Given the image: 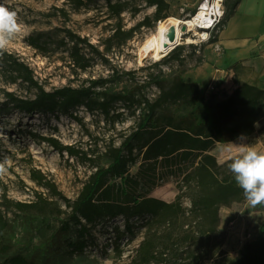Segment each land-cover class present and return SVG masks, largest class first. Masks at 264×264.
I'll list each match as a JSON object with an SVG mask.
<instances>
[{
	"label": "rangeland",
	"instance_id": "obj_1",
	"mask_svg": "<svg viewBox=\"0 0 264 264\" xmlns=\"http://www.w3.org/2000/svg\"><path fill=\"white\" fill-rule=\"evenodd\" d=\"M164 1V13L168 18L186 20L198 12L204 0ZM84 2L85 5L78 0H0V4L16 12L17 22L21 25L20 31L2 52L25 65L33 80L46 92L63 87L87 88L91 81L106 80L104 87L111 93L133 92L142 103L153 102L160 94L154 81L167 90L176 79L182 80L184 73L202 65L204 47L213 43L210 40L216 39L224 26L223 13L220 23L213 29L199 30V33H207V40H203L205 36L187 35L183 39L190 37L193 43L182 42L162 59L154 60L143 56L140 51L158 24L153 21L154 7L144 0H112L115 5L112 10L104 0ZM67 33L83 42L74 45L66 37ZM236 70L233 80L223 88L215 82L199 87L206 103L228 96L235 88L234 78L264 88V59L254 56L239 64ZM191 75L188 74L187 78ZM103 91L97 89L94 93L97 95ZM7 93L30 99L36 91L22 83L0 61L1 108ZM136 107L126 110L121 103H115L108 118L99 112L88 113L83 107L72 111L70 116H28L15 111L0 113V213L9 223L4 235L9 251L0 256V264L6 257L15 255L34 258L40 264L136 262L145 234L143 218L131 219L132 235L126 234L119 240L116 238L124 230L121 217L87 226L91 241L88 240L81 253H71L67 248V243L78 239L79 227L73 223H70L57 251L50 250L46 244L70 214L71 209L63 199L72 204L94 168L109 164L105 153L120 148L136 130L142 113V107L138 110ZM176 111L177 114L183 113L181 108ZM263 125L264 120L255 126L250 137L217 145L212 152L217 164L221 165L217 180L223 176L234 178L228 168L231 158L238 155L233 144H246L264 152ZM32 134L36 137L33 138ZM46 138L74 147L86 154L85 159L90 162L59 155L42 140ZM138 143H134V155L139 153ZM140 162L141 157L136 164L129 165L131 175L137 172ZM32 173H36L35 180ZM50 184L62 198L50 190ZM238 195L239 199L230 189H220L217 185L210 187L205 196L217 198L218 204L211 214L193 217L189 211L192 200L199 196L198 188L194 183L184 185L176 178H166L150 191V196L166 203L179 197L186 215L176 225H159L153 230L156 259L148 264H231L239 260L244 245L258 237L264 209L250 205L243 192ZM37 197L43 201L29 213H19L3 206L5 200L36 203ZM262 261L264 264V254Z\"/></svg>",
	"mask_w": 264,
	"mask_h": 264
},
{
	"label": "trees",
	"instance_id": "obj_2",
	"mask_svg": "<svg viewBox=\"0 0 264 264\" xmlns=\"http://www.w3.org/2000/svg\"><path fill=\"white\" fill-rule=\"evenodd\" d=\"M79 3L86 4L84 0ZM112 10V0H104ZM155 8L153 21L160 22L169 16L164 13V0H144ZM241 0H224V18L226 22L234 15ZM66 37L78 44L83 42L78 37L66 34ZM215 37L210 40L214 42ZM91 48V47H89ZM1 63L21 79L22 83L36 94L33 98L23 99L13 93H7L0 113L15 111L16 113L32 116L35 114L51 116H70L72 111L83 107L88 113L99 112L105 118L113 104L121 103L127 110L142 107L136 130L121 144L120 148L109 149L105 157L109 160L106 167H95L81 192L70 204L63 199L71 209L66 220L47 240L46 244L52 251H57L61 239L67 234L70 223L79 227L78 239L67 243L71 253H81L91 241L87 226L102 220H112L118 217L124 219V235H132L133 218H143L145 228L144 239L140 243L136 262L133 264H148L156 259L157 246L153 243L151 233L159 225H176L185 218V211L180 198L172 203L150 196V191L162 183L166 178L173 177L179 184L194 183L199 196L191 202L189 214L193 217L212 213L219 200L206 197L205 192L217 185L220 189H230L233 196L240 197L242 192L234 178L223 176L217 180L216 176L221 165L217 164L212 152L217 145L235 142L241 137H250L255 132V126L264 120V88H259L234 78L235 88L224 99L206 103V99L196 83H185L180 78L164 90L162 85L154 81L160 94L153 102L137 100L133 92L111 93L104 86L106 80L91 81L87 88L73 89L63 87L52 92H46L33 80L30 70L14 61L10 55L0 52ZM97 89L104 91L94 93ZM99 96V98H97ZM178 107V108H177ZM182 114H177L180 109ZM264 131V125L261 128ZM33 138L35 134L31 135ZM59 155L66 154L69 158L85 160L86 154L80 153L72 146L61 145L53 139H42ZM135 142H139V153L133 154ZM138 143V144H139ZM125 152V153H124ZM124 153V154H123ZM141 157L138 170L134 175L129 173V165L136 164ZM36 179V173H32ZM214 182V183H213ZM56 193L54 185L48 186ZM57 196L61 195L56 193ZM233 197V198H234ZM243 198V197H242ZM43 201L37 197L36 203H18L5 200L3 206L19 213H29L36 210L37 203ZM264 209V204H258ZM9 228L8 221L0 213V256H5L9 245L5 237ZM86 238V239H84ZM264 254V221L259 226L258 237L243 247L242 256L231 264H262ZM1 264H40L34 258L21 255L6 257Z\"/></svg>",
	"mask_w": 264,
	"mask_h": 264
},
{
	"label": "crops",
	"instance_id": "obj_3",
	"mask_svg": "<svg viewBox=\"0 0 264 264\" xmlns=\"http://www.w3.org/2000/svg\"><path fill=\"white\" fill-rule=\"evenodd\" d=\"M254 56L264 59V0H241L214 42L204 47L203 64L184 73L182 80L199 87L215 82L223 88L233 80L236 67Z\"/></svg>",
	"mask_w": 264,
	"mask_h": 264
},
{
	"label": "clouds",
	"instance_id": "obj_4",
	"mask_svg": "<svg viewBox=\"0 0 264 264\" xmlns=\"http://www.w3.org/2000/svg\"><path fill=\"white\" fill-rule=\"evenodd\" d=\"M20 29L16 12L0 4V52L9 46ZM233 145L237 147L238 155L231 158L228 168L236 184L242 189L250 205L254 207L264 204V152H259L246 144Z\"/></svg>",
	"mask_w": 264,
	"mask_h": 264
},
{
	"label": "bare ground",
	"instance_id": "obj_5",
	"mask_svg": "<svg viewBox=\"0 0 264 264\" xmlns=\"http://www.w3.org/2000/svg\"><path fill=\"white\" fill-rule=\"evenodd\" d=\"M216 7L219 8V3L216 2ZM220 11V10H219ZM209 5L204 4L201 10L196 14L191 16L189 19L180 20L177 18H168L164 21L158 22L154 33L146 40V42L141 46L140 51L143 56H149L154 60H160L165 57L176 45H180L182 42L184 44L193 43L190 37L187 35H192V37L203 38L205 32H200L202 29H209L210 21L209 15ZM184 26L186 28L185 32H181L180 27ZM175 28V41L172 44L167 42V35L170 28ZM167 45V48L164 46Z\"/></svg>",
	"mask_w": 264,
	"mask_h": 264
},
{
	"label": "built area",
	"instance_id": "obj_6",
	"mask_svg": "<svg viewBox=\"0 0 264 264\" xmlns=\"http://www.w3.org/2000/svg\"><path fill=\"white\" fill-rule=\"evenodd\" d=\"M216 2L219 3V8L216 7ZM223 0H204L201 6L198 8V11L201 10L204 4L209 5V11H211V14L209 15V18L211 19L209 29H202L204 31L213 29L215 26L220 23V19L224 13L223 11ZM220 10V11H219ZM205 38V39H204ZM203 40H207V33H205V37Z\"/></svg>",
	"mask_w": 264,
	"mask_h": 264
},
{
	"label": "water",
	"instance_id": "obj_7",
	"mask_svg": "<svg viewBox=\"0 0 264 264\" xmlns=\"http://www.w3.org/2000/svg\"><path fill=\"white\" fill-rule=\"evenodd\" d=\"M180 30H181V32H185L186 28L184 26H181ZM174 41H175V28L171 27L170 31L167 35V42L169 44H172V43H174ZM164 48H167V45H165Z\"/></svg>",
	"mask_w": 264,
	"mask_h": 264
}]
</instances>
